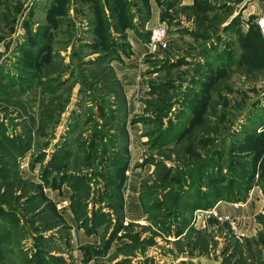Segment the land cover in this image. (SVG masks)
Here are the masks:
<instances>
[{
	"label": "rangeland",
	"instance_id": "374dc122",
	"mask_svg": "<svg viewBox=\"0 0 264 264\" xmlns=\"http://www.w3.org/2000/svg\"><path fill=\"white\" fill-rule=\"evenodd\" d=\"M123 1L0 0V264H264V0Z\"/></svg>",
	"mask_w": 264,
	"mask_h": 264
},
{
	"label": "built area",
	"instance_id": "2783aa9c",
	"mask_svg": "<svg viewBox=\"0 0 264 264\" xmlns=\"http://www.w3.org/2000/svg\"><path fill=\"white\" fill-rule=\"evenodd\" d=\"M258 24H259V27L263 33V36H264V14L259 18ZM167 35H168V31L164 25H159V26L153 28L152 32H151V37H150L151 44L154 47H156L160 44H164ZM74 264H88V263L85 261H78Z\"/></svg>",
	"mask_w": 264,
	"mask_h": 264
},
{
	"label": "crops",
	"instance_id": "0c3cea01",
	"mask_svg": "<svg viewBox=\"0 0 264 264\" xmlns=\"http://www.w3.org/2000/svg\"><path fill=\"white\" fill-rule=\"evenodd\" d=\"M185 2V1H184ZM151 7H152V19H151V21L149 22V24H150V26H153L154 24H156L159 20V8H158V6H157V4L155 3V1L154 0H151ZM71 11H72V16H76L75 14H76V11H77V6H76V4L74 3V6L72 7V9H71ZM78 17V16H77ZM76 17V18H77ZM158 20V21H157ZM159 26V25H158ZM10 28V27H9ZM12 29H14V28H12ZM25 32L24 31H21V34H24ZM14 38V32H9V29H8V34H7V36H6V42L7 41H11L12 39ZM15 41V39H13V42ZM15 44V43H14ZM221 210L223 211V212H225V211H228L229 210V208L226 206V205H223L222 207H221Z\"/></svg>",
	"mask_w": 264,
	"mask_h": 264
},
{
	"label": "trees",
	"instance_id": "16d2710c",
	"mask_svg": "<svg viewBox=\"0 0 264 264\" xmlns=\"http://www.w3.org/2000/svg\"><path fill=\"white\" fill-rule=\"evenodd\" d=\"M112 2H117V3H118L119 15H122V13H123L122 11L126 8V4H125V2H124L123 0H112ZM258 27H259V25H258ZM259 31H260V33H261L263 39H264V36H263V33H262L260 27H259ZM169 130H170V129H168V130H166V131L164 132L163 138H165V136H167V135L169 134ZM163 131H164V130H161V131L159 132L160 136H161V133H162ZM155 140H157V139H155ZM50 262H51V261H49V260L47 259L46 255H41V257H38V258L36 259V264H50Z\"/></svg>",
	"mask_w": 264,
	"mask_h": 264
}]
</instances>
